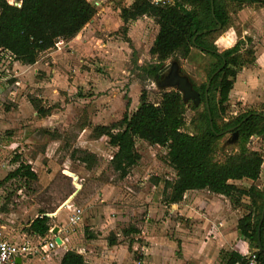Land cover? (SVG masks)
<instances>
[{
  "label": "rangeland",
  "instance_id": "rangeland-1",
  "mask_svg": "<svg viewBox=\"0 0 264 264\" xmlns=\"http://www.w3.org/2000/svg\"><path fill=\"white\" fill-rule=\"evenodd\" d=\"M88 1L95 8L93 21L87 22L73 37L61 39L51 53L47 49L39 52L32 65L17 63L8 53L0 52V226L17 235L40 211L54 213L49 216L50 224L65 225V210L56 207L68 194L83 192L80 197L86 205L71 200L83 208L82 221L74 229L64 226L69 241L66 249H71L70 246L75 251L81 245L89 248V238L94 237L100 252L108 246L109 239L113 238L115 244L133 239L135 233L122 237V229L132 227L139 233L146 216L150 224H146L144 232L168 234L171 223H158V204L164 209L163 180H173L174 172L165 161V148L135 138L138 161L125 176L119 177L110 164L115 149L107 143V137L94 138L92 129L86 126L80 130L86 122L107 125L118 121L124 113L129 114L137 106L142 90L152 102L158 100L162 90L146 72L153 61L148 48L157 29L154 21L141 16L123 24L119 8L131 0ZM221 1L227 22L207 35L206 40L218 50L238 41L244 59L248 58L244 50L251 48L254 53L255 46L264 48V5ZM172 60L198 86L205 82L207 66L213 58L193 47L187 56L170 57L165 64ZM254 67V63L243 65L234 78L236 90L243 91L246 97L240 96L242 101H237V97L228 96L223 113L216 118L223 130L213 151L217 162L238 151L237 138L229 141L233 131L226 130L235 124V116L248 110L264 112V87H251L249 83V78L258 77ZM169 89L172 88L163 90ZM249 94L257 95V99H249ZM201 111V103L195 109L186 106L184 131L196 129ZM80 140L81 146L89 147L93 153L76 149L74 146ZM85 140L90 143L84 144ZM244 145L261 155L264 178V135L252 134ZM85 154L91 160L82 161ZM18 163L27 164L35 172V178L6 177ZM74 183L79 190L74 189ZM263 183L253 182L264 192ZM248 184L252 182L238 185ZM100 199L104 202L99 203ZM247 204L248 199L243 196L239 205L241 214L246 212ZM120 205L125 207L123 212H127L122 215L127 219L108 224L106 220L119 216ZM53 252V249L37 252L32 257L40 258L39 262ZM137 255L134 251L132 257Z\"/></svg>",
  "mask_w": 264,
  "mask_h": 264
},
{
  "label": "trees",
  "instance_id": "trees-1",
  "mask_svg": "<svg viewBox=\"0 0 264 264\" xmlns=\"http://www.w3.org/2000/svg\"><path fill=\"white\" fill-rule=\"evenodd\" d=\"M17 1L19 5L15 6L0 0V52L8 53L13 60L25 65L34 63L38 53L51 47L56 39L66 40L74 36L95 13L93 4L88 0ZM236 1L264 5V0ZM118 16L123 24L146 16L157 25L148 48L153 61L146 69L155 82L160 79L159 71L166 59H175L176 55L183 58L193 47L210 55L213 61L207 66L205 82L198 86L191 83L199 95L198 104H202L201 120L193 132L182 129L184 111L186 106L195 109L198 104H193L192 100L183 101L181 94L174 89L160 90L156 102L149 101L142 90L132 112L124 113L116 122L91 127L95 136H106L107 143L115 149L110 158L112 169L123 177L137 163L139 155L134 148V139L139 138L165 148V161L174 172V178L163 180L164 202L175 203L190 189L223 194L233 206H239L242 197H246V212L237 219L236 228L255 251L258 260L264 263V213L259 227V242L256 239L264 192L253 184L258 180L262 158L257 151L244 145L252 134L263 137L264 112L248 110L235 116L232 131H237L238 151L225 156L222 162L213 159L216 140L223 133L216 118L224 111L223 103L227 100L237 71L243 65L253 63V50H244L248 57L244 59L238 41L218 50L213 42L206 40L207 35L215 32L217 24L222 27L227 22L228 15L221 0H131L129 5L119 8ZM206 110L212 128L209 127ZM88 160L91 156L85 154L82 161ZM14 176L33 179L36 175L27 164L18 163L6 175ZM241 178L251 180L252 184L244 187L229 182ZM48 220L49 217L41 211L28 221L24 230L43 236L49 226ZM128 230L136 231L131 227ZM57 264L87 263L81 254L66 249ZM224 264H243V260L238 252H226Z\"/></svg>",
  "mask_w": 264,
  "mask_h": 264
},
{
  "label": "crops",
  "instance_id": "crops-1",
  "mask_svg": "<svg viewBox=\"0 0 264 264\" xmlns=\"http://www.w3.org/2000/svg\"><path fill=\"white\" fill-rule=\"evenodd\" d=\"M130 3L131 1L124 6H127ZM91 21H93V18L88 22ZM255 47L256 50L253 53V63L258 77H254L253 79L249 78V83L251 87H255L256 85H262V87H264V48L260 49L258 46ZM51 49H54L53 46L47 49L49 51L48 53L52 52ZM258 49L260 50L258 51ZM32 64H28V66ZM243 93L244 92L238 88L236 90L234 82L232 89L228 92V96H235L238 101L241 100L240 96L246 97V94ZM249 97L251 99H257V95L251 96L249 94L248 98ZM93 125L95 124L86 122L85 125L80 127V130H83L86 127L91 128ZM101 136L106 137L104 135H94V138L97 139ZM103 141H105V138ZM86 142L90 143L88 140H85L83 143L85 144ZM81 143L82 140H80L74 147L76 149H87L88 153H93L89 147L81 146ZM258 180L264 181V178L261 176V166ZM229 182L238 185L244 182L251 183L252 181L246 178H241L232 179L229 180ZM81 193L74 191L71 194H68L62 199L56 209L59 210L64 208L63 203L71 202L73 199L78 203L86 205V202L81 201ZM103 202V199L99 200V203ZM164 203L165 204L162 205L164 209H160V204H158V209L160 211L158 213L160 215L158 223H161V225L171 223L168 234L157 233L150 235L148 232H144L146 224H150V219L146 216L144 220L145 225L140 227L139 233L135 228V232H129L128 228L122 229L121 234L124 238L126 235H131L132 233L136 234L133 239H128L126 243L122 242L115 244V240L112 238L109 239L108 246L99 252V249L94 242V237H90L89 242H91V244H89V248L81 245L75 251L83 256L84 261L87 264H224V255L226 252L234 251L238 252L240 255L245 250H252L248 245V241L239 235L236 228V221L243 214L240 213L239 206H233L226 196L220 193L209 192L206 189H190L182 194L179 201L175 203ZM117 207L120 208L119 216L117 214L106 220L108 221V224L115 225L117 224L115 220L122 222L121 220L127 219V216L122 215L127 212H123L124 206L120 205ZM64 210L66 215L67 211L65 208ZM43 214L48 217L54 215V213H47V211H43ZM96 216L97 215H95L93 219H96ZM48 224L49 226L52 225V228L56 226V235L60 238V244H57V246L53 248V254L51 256L48 254L46 259L37 262L40 258H33L32 256L34 254H32L24 258L20 264H57L60 255L66 250V244L69 241L67 234L64 231V224L62 226L50 224L49 222ZM186 224H188V227H185ZM27 225L28 223L25 224L24 228H26ZM181 225H183L184 228H181ZM2 227L4 232L14 240H20L24 235L31 233L23 228V232L14 235L10 234L4 225H2ZM88 228L91 229V226ZM137 238L142 239V241ZM69 248L72 249L70 246ZM134 251L138 253L136 258L132 257Z\"/></svg>",
  "mask_w": 264,
  "mask_h": 264
},
{
  "label": "built area",
  "instance_id": "built-area-1",
  "mask_svg": "<svg viewBox=\"0 0 264 264\" xmlns=\"http://www.w3.org/2000/svg\"><path fill=\"white\" fill-rule=\"evenodd\" d=\"M6 1L11 5H19V1L17 0ZM152 1L157 2L160 0ZM59 43H61L60 38L56 39L52 46L57 48ZM72 179H75V177ZM74 185V189L79 188L77 183H74ZM63 206L67 211L65 215V226L66 228L74 229L82 221V208L72 202L63 203ZM51 229L52 225L48 226L47 233L43 236L30 233L24 235L20 240H14L0 226V264H20L29 255L37 252H47L55 248L57 243L54 240ZM240 256L243 264H264L258 260L254 250H245ZM16 258H19V262L15 261Z\"/></svg>",
  "mask_w": 264,
  "mask_h": 264
},
{
  "label": "water",
  "instance_id": "water-1",
  "mask_svg": "<svg viewBox=\"0 0 264 264\" xmlns=\"http://www.w3.org/2000/svg\"><path fill=\"white\" fill-rule=\"evenodd\" d=\"M212 10V7H211ZM216 28H220V25L217 24ZM163 69H166L164 75L157 80L156 84L160 89H166V88H172L174 90H177L181 94V98L183 101L186 100H192L193 104H198L199 102V95L198 93L194 90L192 87L191 82L187 78L186 75L182 74L179 70V66L175 60H172L169 64H165L163 66ZM209 80L205 84L204 88V95L206 93V89L208 87ZM207 117H208V122H209V127L212 128L211 125V119L209 116L208 110H206ZM234 126L228 127L226 130H232ZM237 138V131L234 130L232 132L231 139L229 141H234ZM263 213H264V204L262 206L259 219L257 222V227H256V239L257 242H259V227L260 223L263 218ZM57 228L54 226L51 229V233L54 235V240L57 244H60V238L56 235ZM260 249V248H259ZM16 262H19V258L15 259Z\"/></svg>",
  "mask_w": 264,
  "mask_h": 264
},
{
  "label": "flooded vegetation",
  "instance_id": "flooded-vegetation-1",
  "mask_svg": "<svg viewBox=\"0 0 264 264\" xmlns=\"http://www.w3.org/2000/svg\"><path fill=\"white\" fill-rule=\"evenodd\" d=\"M165 71H166V69H163V68H162V70L159 71V73H160L159 77L160 78L164 75Z\"/></svg>",
  "mask_w": 264,
  "mask_h": 264
}]
</instances>
